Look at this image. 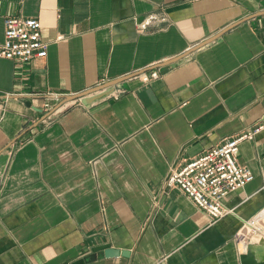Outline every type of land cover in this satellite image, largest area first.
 I'll list each match as a JSON object with an SVG mask.
<instances>
[{
    "label": "crops",
    "instance_id": "crops-1",
    "mask_svg": "<svg viewBox=\"0 0 264 264\" xmlns=\"http://www.w3.org/2000/svg\"><path fill=\"white\" fill-rule=\"evenodd\" d=\"M9 15L38 18L49 47L0 57V264H242L245 222L264 231V132L240 143L254 179L216 222L165 180L264 118V0H0V42ZM152 66L43 120L46 102Z\"/></svg>",
    "mask_w": 264,
    "mask_h": 264
},
{
    "label": "built area",
    "instance_id": "built-area-1",
    "mask_svg": "<svg viewBox=\"0 0 264 264\" xmlns=\"http://www.w3.org/2000/svg\"><path fill=\"white\" fill-rule=\"evenodd\" d=\"M153 19L155 16L150 15L140 21L139 29L147 28ZM4 23L5 32L4 40L0 42V57L27 63L35 58L47 56L49 42L43 39L42 24L38 18L9 15L5 18ZM63 37V35H59L57 39ZM161 76L159 69L153 68L143 71L136 77H139L143 83H149ZM122 92L123 90L117 89L109 94L117 98ZM51 107L50 102H46L44 105L47 111ZM59 110L60 108L55 112ZM50 116L52 114L48 117ZM261 132H264V118L251 128L212 146L186 164L171 167L165 185L180 189L199 208L209 214L211 222L218 221L232 211L224 204L225 197L231 192L243 188L254 179L252 168L239 162L240 143L244 140H254L256 135ZM260 221L262 220L258 217L251 218L240 230L237 239L245 249H247L251 238L243 234L242 230L247 227L251 233L260 232L261 236H264V231L258 226ZM158 264H162V262Z\"/></svg>",
    "mask_w": 264,
    "mask_h": 264
},
{
    "label": "water",
    "instance_id": "water-1",
    "mask_svg": "<svg viewBox=\"0 0 264 264\" xmlns=\"http://www.w3.org/2000/svg\"><path fill=\"white\" fill-rule=\"evenodd\" d=\"M237 24L238 23L231 24L230 26L226 27L221 33H223L224 31H226V30H228V29H230L232 27H234ZM218 35L219 34H217L215 36H212V37H210V38H208V39L200 42L193 49L198 48V47H200V46H202V45H204V44L212 41ZM183 56H185V54L181 55L180 57H177V59L178 58H182ZM154 67L155 66H152L150 68H154ZM146 70H148V68L138 70L136 72H133V73L128 74L126 76H122V77L117 78L115 80H111V81H109L107 83L101 84V85L96 86L94 88H90L89 90H86L84 92H80V93L73 94V95H68V96L65 97L64 100H62L51 111H47V113H46L45 117L43 118V120L46 119L49 115L53 114L56 110H58L59 108H61L65 103H67L69 101H72V100H75V99H78V98L81 99V102L84 105H89L91 103V101L93 99H95L96 96H97L94 93L99 92V93H101V96L102 95L109 94V93H111L114 90L113 87H114L115 84H117L119 82H122V81H124L126 79L136 77L140 73H142L143 71H146ZM26 104L27 105H31L32 103H31L30 100H28V101H26ZM92 250L93 251L104 250L107 256H114V255H119V254L129 255V251L128 250H122V249H119V248H114L110 243H104V244H101V245H97V246L93 247ZM256 251H257V249H256V243L250 242L247 245L246 252L241 255V262H242V264H264V254L258 256V254L256 253Z\"/></svg>",
    "mask_w": 264,
    "mask_h": 264
},
{
    "label": "bare ground",
    "instance_id": "bare-ground-1",
    "mask_svg": "<svg viewBox=\"0 0 264 264\" xmlns=\"http://www.w3.org/2000/svg\"><path fill=\"white\" fill-rule=\"evenodd\" d=\"M257 238V237H256ZM242 249V248H241Z\"/></svg>",
    "mask_w": 264,
    "mask_h": 264
}]
</instances>
